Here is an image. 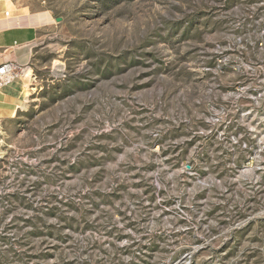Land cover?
<instances>
[{"label":"rangeland","instance_id":"374dc122","mask_svg":"<svg viewBox=\"0 0 264 264\" xmlns=\"http://www.w3.org/2000/svg\"><path fill=\"white\" fill-rule=\"evenodd\" d=\"M8 2L0 264H264V0Z\"/></svg>","mask_w":264,"mask_h":264},{"label":"crops","instance_id":"0c3cea01","mask_svg":"<svg viewBox=\"0 0 264 264\" xmlns=\"http://www.w3.org/2000/svg\"><path fill=\"white\" fill-rule=\"evenodd\" d=\"M8 0H0V65L13 61L26 65L32 55L35 41L40 30L49 25L51 14L47 10L9 12ZM5 94L0 93V119L12 117L16 108V98H21L19 85L11 83L2 86ZM2 100V101H1ZM3 104V105H2Z\"/></svg>","mask_w":264,"mask_h":264},{"label":"built area","instance_id":"2783aa9c","mask_svg":"<svg viewBox=\"0 0 264 264\" xmlns=\"http://www.w3.org/2000/svg\"><path fill=\"white\" fill-rule=\"evenodd\" d=\"M6 14L8 15L9 12L7 11ZM22 66L26 65H20L13 61H6L2 63L0 65V84L7 82L16 75H19L21 73L20 71Z\"/></svg>","mask_w":264,"mask_h":264},{"label":"bare ground","instance_id":"6f19581e","mask_svg":"<svg viewBox=\"0 0 264 264\" xmlns=\"http://www.w3.org/2000/svg\"><path fill=\"white\" fill-rule=\"evenodd\" d=\"M21 73H24L25 72V70H21L20 71ZM26 74V73H25ZM21 78H20V75H16V76H14L13 78H11L10 80H8L7 82H5V83H2V84H0V93H2V94H5L4 92H3V90H2V86H4V85H8V84H11V83H16V85H19V87H20V90H21V92H20V94H21V98H16L15 99V103L16 104H21V100L23 101L27 96H28V92H27V90L25 89V87H24V83L20 80ZM2 101V100H1ZM3 105V104H2Z\"/></svg>","mask_w":264,"mask_h":264}]
</instances>
